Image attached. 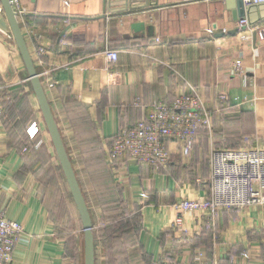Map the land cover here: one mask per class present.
<instances>
[{
	"label": "crops",
	"instance_id": "crops-1",
	"mask_svg": "<svg viewBox=\"0 0 264 264\" xmlns=\"http://www.w3.org/2000/svg\"><path fill=\"white\" fill-rule=\"evenodd\" d=\"M231 6L157 0L136 13H108V0H19V25L92 224L88 189L98 190L91 198L101 213L118 203L136 218V246L150 264H264V204L223 209L212 220L187 212L185 231L173 225L174 202L209 192L211 147H264V40L237 29L239 13L263 23L264 5L251 4L249 14ZM132 22H144L143 30L133 31ZM106 46L118 51L116 61L107 59ZM236 58L240 74L233 72ZM187 83L210 111L188 154L169 141L164 169L127 155L109 159L121 126L145 118L155 100L172 102ZM0 88L14 98L1 103L0 209L23 227L5 264H84L82 224L60 221L51 205L47 170L60 164L18 48L2 30ZM220 93L228 96L224 104ZM31 121L42 129L36 149L25 136Z\"/></svg>",
	"mask_w": 264,
	"mask_h": 264
},
{
	"label": "built area",
	"instance_id": "built-area-1",
	"mask_svg": "<svg viewBox=\"0 0 264 264\" xmlns=\"http://www.w3.org/2000/svg\"><path fill=\"white\" fill-rule=\"evenodd\" d=\"M242 1L245 6L264 2ZM9 2L17 11L19 0ZM237 29L240 33L248 31L264 40V22L249 24L246 17H241L237 22ZM40 51L43 52L42 49ZM103 53L111 62L116 61L118 57V51L108 46L104 48ZM232 68L234 74H240L242 60L236 58ZM49 86L53 87L54 84L51 83ZM3 94L6 93L0 88V96ZM216 99L222 103L228 101V96L220 93ZM133 105L141 106L139 97ZM150 106L151 109L145 118L120 127L109 149L110 160L114 161L121 155H127L137 164L164 169L170 161L169 141L180 145L183 154H188L198 130L210 124L209 109L196 87L188 83L172 102L155 100ZM25 132L27 138L34 142V147H40L42 144L40 123L31 121ZM26 150L27 146L21 148V152ZM209 164V192L195 199L182 198L173 203L176 211L173 225L181 231H185L182 221L187 212L198 211L207 216L208 220H212L216 213L223 209H243L264 204V147H211ZM22 233V225L8 219L4 210L0 209V263L5 264L12 260L15 245Z\"/></svg>",
	"mask_w": 264,
	"mask_h": 264
},
{
	"label": "water",
	"instance_id": "water-1",
	"mask_svg": "<svg viewBox=\"0 0 264 264\" xmlns=\"http://www.w3.org/2000/svg\"><path fill=\"white\" fill-rule=\"evenodd\" d=\"M0 3L2 7L0 10V30L10 34L18 48L19 54L26 68L28 80L35 94L43 122L50 136L60 167L81 220L84 240V264H95L93 224L84 195L76 178L66 148L63 144L62 137L48 103L42 82L25 42L17 18V11L13 9L9 0H0ZM225 3L229 6H231V3V7L237 5L239 8L241 5H243L248 14L251 13L250 10H252V7H250L251 4L245 7L242 0H225ZM257 4L264 5V2ZM155 6H157V0H108V13H136L148 7L151 8ZM233 15H235L234 10ZM243 15L244 14L239 13L238 16L245 17ZM248 22L249 24H254L249 20ZM144 25V22H132L130 24V28L133 31L138 32L143 30ZM255 37L256 34L253 35V38Z\"/></svg>",
	"mask_w": 264,
	"mask_h": 264
},
{
	"label": "rangeland",
	"instance_id": "rangeland-1",
	"mask_svg": "<svg viewBox=\"0 0 264 264\" xmlns=\"http://www.w3.org/2000/svg\"><path fill=\"white\" fill-rule=\"evenodd\" d=\"M58 162V161H57ZM59 164V163H58ZM60 166V165H59ZM48 192L52 196L51 205L60 221H65L75 227H81V220L70 194L67 182L61 167L56 170L51 166L47 170ZM98 190H89L91 196ZM92 201V217L94 220V231L97 236L98 263L99 264H150L141 254L136 246L137 233L136 218L126 214L123 207L118 203L110 211L101 213L95 200ZM97 201V200H96ZM83 234V231H81Z\"/></svg>",
	"mask_w": 264,
	"mask_h": 264
},
{
	"label": "trees",
	"instance_id": "trees-1",
	"mask_svg": "<svg viewBox=\"0 0 264 264\" xmlns=\"http://www.w3.org/2000/svg\"><path fill=\"white\" fill-rule=\"evenodd\" d=\"M2 96V97H1ZM0 97H1V100H0V104L2 103V101L4 100V102H8V101H10V99H12V101H14L13 99V97L11 96V98H10V96L9 95H7V94H3V95H1ZM6 100V101H5ZM4 102H3V104H4ZM223 104L225 103V102H222ZM2 105V104H1ZM5 108V107H4ZM1 116V118L2 117H4V113L2 112V114L0 115ZM200 130V129H199ZM198 130V131H199ZM25 136H26V138H27V135H26V133H25ZM27 140H29L28 138H27ZM20 149H21V146L19 147ZM27 149H28V147H27ZM31 149H36L35 147H34V145L32 144L31 145ZM27 151V150H26ZM71 194V193H70ZM175 227V226H174ZM94 243H95V249H96V244H97V236H94Z\"/></svg>",
	"mask_w": 264,
	"mask_h": 264
}]
</instances>
